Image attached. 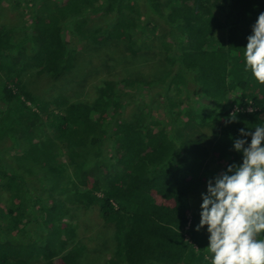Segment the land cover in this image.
Instances as JSON below:
<instances>
[{"label":"trees","instance_id":"obj_1","mask_svg":"<svg viewBox=\"0 0 264 264\" xmlns=\"http://www.w3.org/2000/svg\"><path fill=\"white\" fill-rule=\"evenodd\" d=\"M7 4L27 20L0 23V264L94 257L83 244L65 251L80 227L67 203L98 208L101 264H206L198 212L168 202L184 205L204 191L212 163L224 162L221 171L239 163L231 148L238 129L264 124V84L243 70L241 55L264 0H0L1 15ZM98 16L112 19L86 28ZM157 37L165 74L127 78L122 88L110 81L92 104L36 102L22 80L35 68L54 80L71 71V38L121 42L135 57ZM84 222L87 236L98 230Z\"/></svg>","mask_w":264,"mask_h":264},{"label":"clouds","instance_id":"obj_2","mask_svg":"<svg viewBox=\"0 0 264 264\" xmlns=\"http://www.w3.org/2000/svg\"><path fill=\"white\" fill-rule=\"evenodd\" d=\"M242 49L243 70L264 84V11L250 25ZM237 119L234 111L229 121ZM238 129L231 148L240 154L205 181L198 223L207 234L206 264H264V124Z\"/></svg>","mask_w":264,"mask_h":264},{"label":"rangeland","instance_id":"obj_3","mask_svg":"<svg viewBox=\"0 0 264 264\" xmlns=\"http://www.w3.org/2000/svg\"><path fill=\"white\" fill-rule=\"evenodd\" d=\"M139 3V8L146 14V12L151 11L148 8V5H144L142 2ZM2 15L0 14V23L9 22V23H18L24 20L26 22L27 16L22 15L21 18H18V13L14 11L9 4L5 5L1 9ZM112 19L111 16H98L92 18L86 22V28L91 30L96 29L97 27H102L107 24ZM223 33V34H222ZM226 36V32L220 31L218 35ZM157 36V34H155ZM160 36V33H159ZM160 37L149 41L147 46L148 50L140 53L139 55L132 57L128 52L123 43L110 40L106 44L98 46L91 41L80 42L76 38H71L74 42V47H76V56L74 59V67L71 71L65 73L61 78L54 80L49 78L47 75L40 73V69L35 68L29 70V76H23L22 80L26 83L28 91H32V95L36 96L35 100L40 102H45L46 104H51L55 99L60 98L68 102V105L75 104L79 101L92 104L93 101L99 95L101 89L104 90L107 83L110 81H115L122 88V82L124 79H132L135 83L139 81H154L157 78L161 77L167 71V61L165 59V53L156 42ZM29 79L31 80H28ZM137 96V95H136ZM136 96L127 95L123 100L131 101L135 99ZM136 108L143 106V102ZM135 104V103H134ZM132 111V105L128 107L127 111ZM139 113V111L137 112ZM129 116V115H128ZM2 145H6L7 142L2 140ZM102 150L105 152L107 150V145L105 144L102 147ZM224 162H215L212 163L210 169L215 171L217 174L221 171ZM203 192V191H201ZM200 192V193H201ZM40 193V192H39ZM44 195H50V192H41ZM199 194L192 197L188 196V201L184 205H174V201H169V205L174 208L179 209L181 213H185L187 216H192V214L198 212V205L200 203ZM60 195L62 198V192H57L55 200ZM2 199H5V194L3 192ZM66 204L68 208V217L75 223H79L80 227L83 228L82 221L84 222L85 227L92 226V229L96 232L91 231V234L87 236L83 229L79 226V230L75 233V238H69L64 241L66 247L65 251H68L76 245H85L88 247L91 255L94 257L89 258L88 260L84 259V256L79 257L81 264H101L103 259L98 258L100 252H103V249L95 247L96 242L93 239H96L98 233H100V228L103 225L99 214L98 208L92 207L90 209H83L81 206L71 204ZM22 206V205H19ZM20 212L17 215V220L21 222V212L22 208H19ZM73 212V213H72ZM198 217V213H197ZM76 223V224H77ZM98 223V224H97ZM78 225V224H77ZM202 236L207 238V234L202 228L200 231H197ZM95 236V237H94ZM90 237V238H89ZM97 250V253L95 252ZM108 250V249H107ZM107 258L109 255L102 253ZM87 256V255H85Z\"/></svg>","mask_w":264,"mask_h":264}]
</instances>
